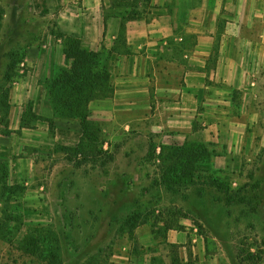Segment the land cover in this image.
I'll list each match as a JSON object with an SVG mask.
<instances>
[{
	"label": "rangeland",
	"instance_id": "rangeland-1",
	"mask_svg": "<svg viewBox=\"0 0 264 264\" xmlns=\"http://www.w3.org/2000/svg\"><path fill=\"white\" fill-rule=\"evenodd\" d=\"M19 7L17 23L12 14ZM30 8V0H0V97L28 73L21 63L11 84L3 81L10 54L47 39V21L32 17ZM152 69L148 111L123 109L119 124L90 113L100 142L84 152L17 132L16 151L0 158L7 168V178L0 171V264H170L171 256L181 264H264V101L261 111L233 118L244 124L243 133L228 134L223 121L213 128L204 104L192 131L189 120L181 131L175 120L163 119L155 98L161 69ZM7 104L0 107V133L10 135L19 111ZM54 133L49 126L48 135ZM187 142L204 143L209 156L193 179L163 183L161 147ZM25 159L32 166L17 165Z\"/></svg>",
	"mask_w": 264,
	"mask_h": 264
},
{
	"label": "crops",
	"instance_id": "crops-1",
	"mask_svg": "<svg viewBox=\"0 0 264 264\" xmlns=\"http://www.w3.org/2000/svg\"><path fill=\"white\" fill-rule=\"evenodd\" d=\"M30 3L32 17L47 21L44 33L48 34L43 44L29 45L23 62L28 73L11 85L9 100L19 111V120L13 117L8 128L10 135L0 133V158L16 151L13 142L19 131L22 135L32 132L35 140L65 147H76L81 140V127L76 120L55 119L53 136L48 135L47 121H36L32 128L22 127L28 102L33 104L36 115L53 118L44 82L58 68L66 67V61L62 40L49 27L79 38L91 51L102 50L111 55L115 93L113 98L91 104L94 118H115L119 124L117 116L123 109L147 112L148 73L154 67L161 69L154 80L159 87L155 98L164 106L163 119L175 120L174 125L181 131L188 120L192 131L193 119L203 104L213 128L223 121L228 134L245 131L244 124L233 118L238 120L249 115L250 110L262 109L264 0H138L134 8L139 18L127 23L122 36L121 18L109 14L110 0ZM21 13V7L17 8L12 19L19 23ZM250 101H254L252 107ZM17 163L32 166L31 159Z\"/></svg>",
	"mask_w": 264,
	"mask_h": 264
},
{
	"label": "trees",
	"instance_id": "trees-1",
	"mask_svg": "<svg viewBox=\"0 0 264 264\" xmlns=\"http://www.w3.org/2000/svg\"><path fill=\"white\" fill-rule=\"evenodd\" d=\"M137 1L110 0L109 14L121 18V36L126 30L127 23L139 18L138 10L134 8ZM128 8L132 10H128ZM4 14L5 10L0 9V28ZM53 34L62 40L66 61V67L58 68L54 76L44 82L46 97L53 111V118L36 115L30 106L24 113L22 127H31L30 121L44 120L49 123L50 129L54 131L55 119L76 120L79 122L82 131L79 144L76 147H62L66 150L84 152L90 146L100 142L101 129L96 122L90 119L91 104L97 100L113 98L115 93L111 84V55L106 51L95 52L85 48L82 41L77 37L68 36L60 31H53ZM28 48L29 45L27 44L24 51L18 55L10 54L11 60L6 67L4 82L11 84L17 76L18 67L24 62ZM9 94L10 88L2 90L0 97L2 109L3 107L5 110L8 108ZM161 151L162 181L167 185L193 179L197 165L203 157L209 156L208 146L204 143L189 144L187 142L183 146L164 145L161 147ZM0 171L7 178L6 165H0ZM3 187L7 193H11V187L7 185H3ZM228 201H235V199L230 196ZM170 229V226L166 228V230ZM42 242L44 243L43 240ZM33 245L36 246L35 243ZM168 246L172 251L173 248L178 247L174 244H168ZM170 258V264H181L178 257L171 256ZM48 261L52 264L51 260L48 259Z\"/></svg>",
	"mask_w": 264,
	"mask_h": 264
}]
</instances>
